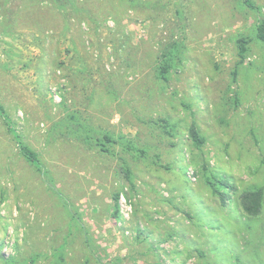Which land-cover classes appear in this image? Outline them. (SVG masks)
Wrapping results in <instances>:
<instances>
[{
	"label": "rangeland",
	"instance_id": "obj_1",
	"mask_svg": "<svg viewBox=\"0 0 264 264\" xmlns=\"http://www.w3.org/2000/svg\"><path fill=\"white\" fill-rule=\"evenodd\" d=\"M261 20L264 0H0V264H264Z\"/></svg>",
	"mask_w": 264,
	"mask_h": 264
},
{
	"label": "trees",
	"instance_id": "obj_2",
	"mask_svg": "<svg viewBox=\"0 0 264 264\" xmlns=\"http://www.w3.org/2000/svg\"><path fill=\"white\" fill-rule=\"evenodd\" d=\"M256 36L261 41H264V20H261L257 24L256 28ZM241 52L245 50V46L242 44ZM169 65L168 63H165L160 68V73L162 77H165L164 73L167 71ZM0 115L2 117H6L5 110L3 106L0 104ZM189 134L192 137L193 141L195 142V145L199 146L202 143L201 136L197 133L194 126H191L189 129ZM18 141V146L21 154L26 158L27 161H29L32 164L38 165V155L37 153L31 149L28 145L21 142L20 139H18V136L15 134ZM127 174V173H126ZM262 197H263V191L261 188H255V189H249L245 190L241 193V207L244 210L245 213L248 215H258L261 212L262 207ZM115 205L117 207L118 202V194L114 195Z\"/></svg>",
	"mask_w": 264,
	"mask_h": 264
}]
</instances>
